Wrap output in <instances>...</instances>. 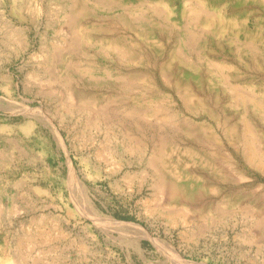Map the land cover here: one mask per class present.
Returning a JSON list of instances; mask_svg holds the SVG:
<instances>
[{
    "label": "rangeland",
    "instance_id": "1",
    "mask_svg": "<svg viewBox=\"0 0 264 264\" xmlns=\"http://www.w3.org/2000/svg\"><path fill=\"white\" fill-rule=\"evenodd\" d=\"M239 94L264 0H0V264H264Z\"/></svg>",
    "mask_w": 264,
    "mask_h": 264
},
{
    "label": "bare ground",
    "instance_id": "2",
    "mask_svg": "<svg viewBox=\"0 0 264 264\" xmlns=\"http://www.w3.org/2000/svg\"><path fill=\"white\" fill-rule=\"evenodd\" d=\"M87 4L89 6H94L93 4H91L89 2H87ZM194 19L195 20H199L200 19V14H197ZM193 39H194V37H193ZM238 97H239V100H242V102H245L246 101L247 103L252 104V106L255 108V110L259 111L264 116V106L259 101L255 100V99H248V98H246L245 96H243L241 94H239ZM244 134L247 135L246 136V139H247L246 140L247 141L246 143L248 144V146H250L249 150H250V153H251V160L254 163H257L258 165H262L264 167L263 156L260 153L257 152V150L255 149V147H253V145L255 144V141L252 140L253 139V130L251 129L250 126L246 125ZM113 222H116V221H113L112 220V223ZM167 248H168V246H167ZM174 257H175V261H173L174 264H198V263H195V262H192V261L184 260V259H182L180 257H176V256H174ZM5 264H12V263L11 262H6Z\"/></svg>",
    "mask_w": 264,
    "mask_h": 264
}]
</instances>
